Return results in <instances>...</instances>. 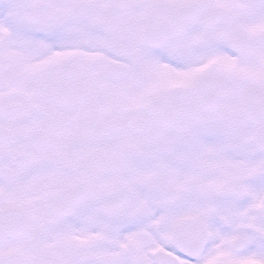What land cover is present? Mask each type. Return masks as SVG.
<instances>
[{"label": "snow or ice", "instance_id": "6c2138e0", "mask_svg": "<svg viewBox=\"0 0 264 264\" xmlns=\"http://www.w3.org/2000/svg\"><path fill=\"white\" fill-rule=\"evenodd\" d=\"M0 264H264V0H0Z\"/></svg>", "mask_w": 264, "mask_h": 264}]
</instances>
